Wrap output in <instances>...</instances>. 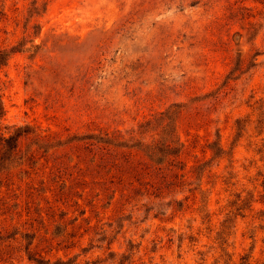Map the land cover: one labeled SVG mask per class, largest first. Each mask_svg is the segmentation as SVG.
Listing matches in <instances>:
<instances>
[{"label":"rangeland","instance_id":"obj_1","mask_svg":"<svg viewBox=\"0 0 264 264\" xmlns=\"http://www.w3.org/2000/svg\"><path fill=\"white\" fill-rule=\"evenodd\" d=\"M0 50L2 127L67 146L29 166L22 141L0 168V264H264V0H0ZM175 106L188 170L225 150L203 195L188 192L194 175L165 199L93 184L84 138L159 140L155 120ZM121 151L93 153L122 163Z\"/></svg>","mask_w":264,"mask_h":264},{"label":"trees","instance_id":"obj_2","mask_svg":"<svg viewBox=\"0 0 264 264\" xmlns=\"http://www.w3.org/2000/svg\"><path fill=\"white\" fill-rule=\"evenodd\" d=\"M10 59V52L7 50H0V70L6 66ZM240 69L233 68L228 76H233ZM179 109L178 106H175L171 110H167L159 115L156 118L155 123L162 128L161 136L159 140H152L147 142L146 140H140L133 144H130L127 141H123V138H114L106 134L104 137H98L96 135H90L87 140H90L92 143L86 144L84 147L85 151L88 154L93 155L89 161L86 163L87 171L92 169V173H96V176L91 175L98 182H93L96 185H114L117 187H124V185H129L131 189H119L117 188L114 191L113 198H115L117 192H121L120 196L133 198L136 195L140 194L141 189L148 187L154 192L152 194L144 195L146 198L155 197L156 199H165L164 193L169 191L170 193H175L172 195L176 197L180 194L185 193V188L191 186L190 178L194 175L199 180V185L197 188L188 189V192L194 194V191H199L200 194H204L202 191V177L205 174L206 168L210 167V164L213 160L221 158L225 154V150L220 143H214L211 147L212 158L211 160L203 163L197 162V165L192 167L193 170H188V164L184 163L181 160V154L185 148L184 142L179 139L177 135V118L180 115L177 112ZM5 116V110L2 103V85L0 82V168L3 170L7 169V165L11 166L12 162L18 158V152L21 151L22 141L27 142L25 151L20 155L22 159V165H32L38 161V155L40 153V159H47L49 152L54 150V154H58L59 150L66 149V144L56 135H44L43 132L31 129L30 127L17 128L13 133L9 131L7 127L3 128L1 120ZM175 118V119H174ZM152 125V122H147L141 129L149 127ZM147 131H142L141 134H146ZM133 140V139H132ZM68 144V142H67ZM100 144L107 146H112L122 150L118 153L121 155V160H124L122 163H114L110 161V158H99L98 161L95 160V148ZM66 146V147H65ZM80 150V147L73 146L70 147V151ZM126 151V152H123ZM112 155H109L111 157ZM119 159V160H120ZM59 160V161H57ZM70 159L67 155H63L55 160L56 162V171L62 172L70 168L68 162ZM85 161V160H82ZM82 163L78 162L73 167L77 168ZM113 164L112 166H110ZM9 169V168H8ZM82 172V169L79 170ZM66 174V172H65ZM198 174L200 176L198 177ZM132 180V181H131ZM131 181V182H129ZM106 182V183H105ZM129 182V183H128ZM63 184V186H65ZM108 189L104 188V193ZM129 190V191H128ZM177 190V191H176ZM100 194L97 195L99 197ZM190 196H186L183 200L174 199V202L177 206H182L184 201H188ZM208 205V203H206ZM242 208H239L240 210ZM228 221V220H227ZM226 221V223H227ZM222 235H226L225 231L222 232ZM29 259L34 260L32 256L29 255ZM42 263L44 261H38Z\"/></svg>","mask_w":264,"mask_h":264}]
</instances>
